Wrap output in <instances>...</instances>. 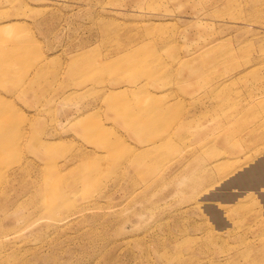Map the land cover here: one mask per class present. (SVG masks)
Listing matches in <instances>:
<instances>
[{"label": "rangeland", "instance_id": "374dc122", "mask_svg": "<svg viewBox=\"0 0 264 264\" xmlns=\"http://www.w3.org/2000/svg\"><path fill=\"white\" fill-rule=\"evenodd\" d=\"M0 264H264V0H0Z\"/></svg>", "mask_w": 264, "mask_h": 264}]
</instances>
